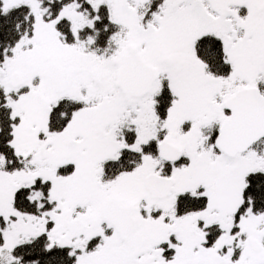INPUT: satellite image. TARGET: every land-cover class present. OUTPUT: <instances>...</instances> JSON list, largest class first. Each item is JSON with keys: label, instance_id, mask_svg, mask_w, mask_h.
Masks as SVG:
<instances>
[{"label": "snow or ice", "instance_id": "1", "mask_svg": "<svg viewBox=\"0 0 264 264\" xmlns=\"http://www.w3.org/2000/svg\"><path fill=\"white\" fill-rule=\"evenodd\" d=\"M0 264H264V0H0Z\"/></svg>", "mask_w": 264, "mask_h": 264}]
</instances>
